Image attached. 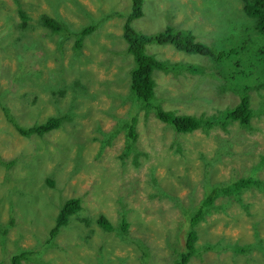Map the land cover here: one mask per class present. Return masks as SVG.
<instances>
[{"label": "rangeland", "instance_id": "rangeland-1", "mask_svg": "<svg viewBox=\"0 0 264 264\" xmlns=\"http://www.w3.org/2000/svg\"><path fill=\"white\" fill-rule=\"evenodd\" d=\"M58 1L19 0L30 16V27L35 28L34 37H44L43 48L37 47L40 52L26 48L30 37L14 46L9 37L15 35H6L0 47V104L24 128L51 115L62 116L73 93L56 95L61 102L51 93L61 88L56 73L64 67L70 81L81 79L98 94L94 99L76 97L72 105L74 114L80 112L77 118L66 120L64 129L42 138L22 135L0 107V264H12L13 256L27 247L32 253L26 252L21 264H100L103 241L107 264H174L185 250L189 219L215 181L228 184L253 176L264 180L260 157L264 154V114L254 116L251 130L234 123L230 132L217 127L210 132L176 133L130 90L135 62L122 33L131 0H69L56 5ZM75 1L85 7L83 12ZM246 1L144 0L143 16L132 22L138 33L160 34L171 26L191 32L214 53L211 57L185 53L172 44L147 45L146 53L158 60L196 68L182 73L156 71L153 104L203 117L233 107L246 89L253 103L259 100L264 94V34L245 13ZM101 5L114 9L101 29L85 37V61L73 63L75 35L100 22L99 15L108 10L101 12ZM120 8L126 10L123 17L117 12ZM0 11L8 15L0 25L11 27L4 24L7 19L13 26L20 23L14 0H0ZM44 15L71 26L75 37L67 45L66 39L58 40L56 33L41 24ZM62 40L67 46L65 57L58 52ZM134 119L136 140L128 150L127 125ZM104 132L109 135L103 138ZM228 142L232 149L215 162L216 149ZM29 160L39 165L32 167ZM255 168L259 170L254 174ZM46 178L54 185L45 184ZM165 182L169 191L158 187ZM40 187L46 196L41 199ZM24 191L28 193L23 195ZM73 197H81L82 206L91 209L84 211L87 216L103 213L115 229L126 216L129 237L124 240L113 231L102 238L103 230L92 224L89 228L98 232L93 246L70 248L67 234L49 240L50 229L45 226L53 215L45 211V205L51 210L48 202L54 201L59 208ZM242 198L248 209L236 202L227 204V197L216 200V211L195 228L199 251L188 264H264V192L252 187ZM33 204L43 211L41 221L22 225L20 206L22 210ZM35 233H40V242ZM240 243L244 247L234 252L231 247ZM204 244L217 249L202 253Z\"/></svg>", "mask_w": 264, "mask_h": 264}, {"label": "trees", "instance_id": "trees-1", "mask_svg": "<svg viewBox=\"0 0 264 264\" xmlns=\"http://www.w3.org/2000/svg\"><path fill=\"white\" fill-rule=\"evenodd\" d=\"M14 1L17 4L16 14H18L20 17V23L17 26H13L12 24L9 23L7 19L4 24H9L11 25V27L9 26L4 27L2 26L3 24L0 25V47L3 46L2 45L3 43L5 44L6 39H8L7 37L8 35H15L9 37L13 42L14 46L16 45L19 39L21 40L23 37L26 38L30 37L31 41H28V44H25V47L33 50L34 52H40L37 50V47L43 48L44 37H42L41 35L34 37L32 32L34 31L35 28L30 27L29 14L26 12L25 9H23L20 6L19 0H14ZM74 3H76V8L80 9L81 12L84 11L82 9L84 7L81 3L77 1H75ZM143 4H144V0H131V11L129 15L126 17V21L123 23L124 24L123 38L127 43V51L133 56L135 62V66L131 70L130 90L137 96L138 102L147 108H151L150 109L151 111H155L156 118L159 121L175 129L176 132L178 133L190 134L198 129H203L204 131H208L217 126L222 128L225 132H230L229 126H231L234 123H238L243 128L251 130L254 116L264 114V94L260 95V98L259 100H257L256 103H253L251 97L248 94H246L247 91H245V93L242 92L240 93V102L236 106L232 108H226L219 114H213L208 117L205 116L196 117L194 115H181V114L179 115L175 111L165 110L161 106L155 105L156 103L155 104L152 103V100L155 96V87H156V81L153 76L156 71L182 73L184 71L196 70V68L191 67L193 65L187 66L181 63H171L169 61L158 60L155 56L146 53L147 45L152 43H157L160 45L172 44L179 51L189 54H200L203 56H211V57L214 56V53L209 46L197 41L195 36L191 32L177 30L171 26L166 27L164 32L160 34L147 35L143 33H138L133 28L132 22L143 16ZM100 9L101 12H104L105 9H108L106 13L104 12L105 14L103 13L99 15L101 17L100 22L96 26L91 25L85 27L83 30H80V32H78L75 35L77 39L75 42V46H73L72 48L73 63H76L74 61H78V62L85 61V58L83 56V51L85 50V46H86L85 45L86 42L84 40L85 37L88 34H90L92 31L101 29L104 19L108 17V12L113 11L114 8L110 9V7L106 5L104 7H100ZM244 11L251 19L255 20V23L264 34V0H247L244 4ZM117 12L121 15V17H123V14L126 12V10L124 12L120 8V11ZM3 15L4 14L0 11V20H4V17L8 16V15L5 16ZM41 24L44 27L50 28V30L53 33H56L58 36V40H61V38L63 40L66 39V45L71 38L75 37L73 35L71 26L70 28L67 24H64L62 26V22L54 18H51L48 15H44L42 17ZM63 40L60 42V45L58 46V52L59 55L65 57V51L67 46L65 44L62 45ZM46 52H49V50H47ZM53 55H57V54H53ZM222 56L223 54L220 53L219 57ZM77 64L83 65L81 63H77ZM56 74L59 78L61 88L58 89L56 92L51 93L55 96V99L61 102L62 100H60V97H64L69 92L73 93V97H71L66 107L63 110H61L62 116L51 115L43 122H39L33 126L24 128L20 126L11 117L9 109L7 107H3V105L0 104V107H2V109L4 110L5 114L7 115L11 123L22 135L26 137L35 136L38 138H42L53 131L61 129L62 127L64 129L66 120L74 121V119H76L80 113L78 110V112L74 114L73 105H72L73 100L78 96H81L85 99H94L96 97L95 94H98L97 92H92L87 84L85 83L82 84L81 79H78L76 81H70L66 76L65 67L62 70H60V73H56ZM88 76L89 74L86 75V77ZM79 77L83 78V75L80 73ZM56 95H59L60 97L57 98ZM57 100H54L53 103L56 104V106H59V102ZM135 122L136 119H134V121L131 122V124L127 125L130 128L129 133L127 135L128 150L132 149V144L136 140V132L134 130ZM107 135L109 134H106V132L102 133L103 138ZM229 149H232L231 142H228L226 144H220L215 152V160H216L215 162L217 161L221 162L223 157L226 156L225 153H227ZM260 157H261V162L264 164V154H262ZM74 160L75 157L73 160L70 161L73 162L74 164ZM28 162L32 167L38 164V163L34 164L33 161L30 160ZM19 164L21 167V172L24 171V168H22L21 163ZM258 170L259 169L255 168V170H253V173L255 174ZM17 175H22V174H20V172L19 173L17 172ZM23 176L24 175L19 177H23ZM57 176L58 174L50 177L56 178ZM66 177L67 179L70 178L68 174H66ZM44 182L45 184L48 183L49 185L52 186L54 185L52 180H50L49 178H46ZM217 182L218 181H215L213 185L208 189L209 193L205 195L199 207H197L196 212L190 217L189 223L191 229L188 231L187 234L185 250L179 254L174 264H188L190 259L194 255H197V252L199 251V249L196 246L198 240V234L195 228L200 221L205 220L207 216L213 214L216 211L217 209L216 200L218 198L220 199L221 197L224 198L227 197L228 198L227 204L231 205V202H236L240 206L248 209L249 208L248 205L243 201L242 198L243 192L252 187L264 192V180L259 179L258 177L255 176L250 178L242 177L228 184H224V183L220 184ZM40 191H41L40 199L41 197H46V196H42L41 187H40ZM22 193L23 195H26L28 192L24 191ZM40 199L38 201H40ZM53 202L52 201L48 202V204L52 205L51 210L47 208L45 205V211L53 215L50 217L49 224L45 226V227H49L50 229L49 240L51 241H53L57 236L61 237L62 235L67 234V236L65 235V242L67 243V245L68 243H71L70 246L68 245L70 248L79 249L81 247L93 246L95 244L94 239H96L95 235L98 232L95 228L94 229L89 228L92 224L98 225V227H100L101 230H103V234H101L102 238L104 237L105 232H113V231H115L116 234L120 238H123L124 240H126V238L124 237H129L130 222L127 220L126 216L123 217V219L119 223V226H116L115 229L114 228L115 226L106 218L105 214L103 213H98L99 214L98 217L94 215L87 216L86 213H84V211H88V210L91 211V209L82 206L83 202L81 197H73L64 202L62 201L61 203L62 205L59 208H56L57 205L54 204ZM39 208L40 207L35 206L33 204L21 210V206H20V210H18L22 214L21 215L22 220L20 218V223L22 225L23 224L27 225L28 222L38 224L43 217V211H41ZM18 217L20 216L18 215ZM64 228L67 231H65ZM23 232L24 230L19 234L23 236L24 235ZM33 236L37 239L38 242L41 241L40 233H35L33 234ZM128 239L129 241H134L133 239L130 238ZM136 242L140 243L139 240H137ZM97 244L98 243L96 242V245ZM100 246H102V253L98 257V261L100 264H105V263L107 264L109 259L107 254L103 251L105 248L104 241L100 242ZM144 247L146 249V246ZM202 247H204V250L214 251V249H217V246L214 244H207V245L204 244ZM243 247L244 244L240 243L237 244V247L232 246L231 248L235 252L238 248L241 249ZM258 248L260 249L262 247L258 246ZM28 249L30 248L27 247L26 252L31 254L32 251ZM26 252L22 251L20 254L14 255L12 258V264H21V260L26 255ZM76 253H79L78 250H76ZM143 257H145V253H143Z\"/></svg>", "mask_w": 264, "mask_h": 264}, {"label": "clouds", "instance_id": "clouds-1", "mask_svg": "<svg viewBox=\"0 0 264 264\" xmlns=\"http://www.w3.org/2000/svg\"><path fill=\"white\" fill-rule=\"evenodd\" d=\"M53 1V0H52ZM59 1H62L63 3H67L69 0H59ZM59 1L57 2V4L56 5H59L58 3H59ZM103 7V6H102ZM100 8V7H99ZM93 32V31H92ZM91 32V33H92ZM124 32V31H123ZM122 36H123V33H122ZM131 83V82H130ZM157 85V84H156ZM246 91H248V89H246ZM240 93H242V92H240ZM240 93H239V101H238V103L240 102ZM247 94V93H246ZM249 94V96H250V93H248ZM251 97V96H250ZM237 103V104H238ZM236 104V105H237ZM236 105H234V106H236ZM233 106V107H234ZM232 108V107H231ZM163 109H165V108H163ZM165 110H167V109H165ZM180 115V114H179ZM181 115H194V116H196V117H201V115L202 114H200V115H198V114H195V113H189V114H185V113H181ZM156 116V115H155ZM205 117H208V116H205ZM161 122V121H160ZM163 123V122H162ZM218 127V126H217ZM217 127H214V128H217ZM214 128H212V129H210V130H208V131H206V132H210V131H212ZM173 129V128H172ZM175 132H176V130L175 129H173ZM198 130H203V129H198ZM198 130H196V131H198ZM196 131H194V132H196ZM204 131V130H203ZM193 132V133H194ZM176 133H178V132H176ZM181 134H185V133H181ZM190 134H192V133H190ZM158 187H165V189H167L168 191H169V189L167 188V183L165 182L164 184H162V185H160V186H158ZM205 251H210V250H204V251H202V253H204ZM194 256H196V255H194ZM193 256V257H194ZM191 260V259H190ZM189 263V262H188Z\"/></svg>", "mask_w": 264, "mask_h": 264}, {"label": "water", "instance_id": "water-1", "mask_svg": "<svg viewBox=\"0 0 264 264\" xmlns=\"http://www.w3.org/2000/svg\"><path fill=\"white\" fill-rule=\"evenodd\" d=\"M99 2H104L103 0H99ZM102 6V5H101ZM85 8V7H84ZM79 11H80V9H78ZM49 233H48V235L46 236V237H48L49 238Z\"/></svg>", "mask_w": 264, "mask_h": 264}, {"label": "bare ground", "instance_id": "bare-ground-1", "mask_svg": "<svg viewBox=\"0 0 264 264\" xmlns=\"http://www.w3.org/2000/svg\"><path fill=\"white\" fill-rule=\"evenodd\" d=\"M242 64V63H241Z\"/></svg>", "mask_w": 264, "mask_h": 264}]
</instances>
